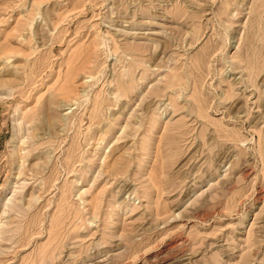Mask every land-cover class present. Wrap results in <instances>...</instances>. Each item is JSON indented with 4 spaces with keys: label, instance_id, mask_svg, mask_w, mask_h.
<instances>
[{
    "label": "rangeland",
    "instance_id": "1",
    "mask_svg": "<svg viewBox=\"0 0 264 264\" xmlns=\"http://www.w3.org/2000/svg\"><path fill=\"white\" fill-rule=\"evenodd\" d=\"M0 264H264V0H0Z\"/></svg>",
    "mask_w": 264,
    "mask_h": 264
}]
</instances>
